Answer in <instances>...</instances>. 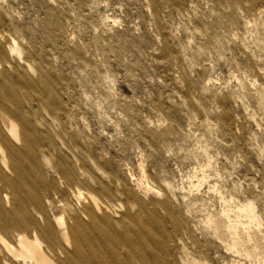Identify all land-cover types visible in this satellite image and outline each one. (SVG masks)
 <instances>
[{
  "label": "rangeland",
  "instance_id": "1",
  "mask_svg": "<svg viewBox=\"0 0 264 264\" xmlns=\"http://www.w3.org/2000/svg\"><path fill=\"white\" fill-rule=\"evenodd\" d=\"M0 149V264H264V0H0Z\"/></svg>",
  "mask_w": 264,
  "mask_h": 264
},
{
  "label": "bare ground",
  "instance_id": "2",
  "mask_svg": "<svg viewBox=\"0 0 264 264\" xmlns=\"http://www.w3.org/2000/svg\"><path fill=\"white\" fill-rule=\"evenodd\" d=\"M9 51H10L11 55H13V56L15 55V56L20 57V54H19V52H17V49L15 48V46L10 47ZM4 126L8 129L7 133L9 135V137L13 140V137L15 136V134L17 132L16 126L12 125V124H7V122L5 123ZM0 152H1V149H0ZM1 161H2V159H1ZM15 238H16V241L18 243L20 253H15V250L12 249L11 246H8V247H5L7 254H12L13 256L26 259L28 254L31 253L32 259H33L35 264H52L36 247L32 246V245H34L33 243L38 244L37 241L31 243L29 247H25L23 244V238L21 236H15ZM72 244L74 245L75 248H77V244L75 241L72 242Z\"/></svg>",
  "mask_w": 264,
  "mask_h": 264
}]
</instances>
